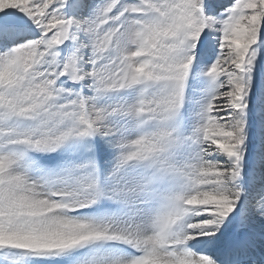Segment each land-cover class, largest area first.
Instances as JSON below:
<instances>
[{
  "label": "snow or ice",
  "instance_id": "1",
  "mask_svg": "<svg viewBox=\"0 0 264 264\" xmlns=\"http://www.w3.org/2000/svg\"><path fill=\"white\" fill-rule=\"evenodd\" d=\"M0 264H264V0H0Z\"/></svg>",
  "mask_w": 264,
  "mask_h": 264
}]
</instances>
